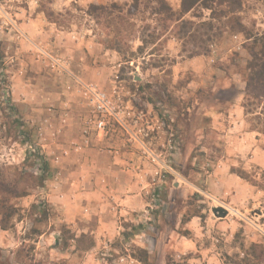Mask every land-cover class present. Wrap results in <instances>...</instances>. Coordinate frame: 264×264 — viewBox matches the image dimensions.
<instances>
[{
  "label": "rangeland",
  "instance_id": "rangeland-1",
  "mask_svg": "<svg viewBox=\"0 0 264 264\" xmlns=\"http://www.w3.org/2000/svg\"><path fill=\"white\" fill-rule=\"evenodd\" d=\"M162 1L0 0V264H264V115L245 96L264 0H199L187 11ZM90 4L106 11L91 14ZM26 20L36 21L30 33ZM88 83L122 110V125L102 136L89 121ZM240 94L234 125L227 109ZM44 108L68 126L42 137ZM88 146L134 154L118 153L120 169L145 201L92 259L81 252L93 249L96 222L71 201ZM153 202L151 220L139 219Z\"/></svg>",
  "mask_w": 264,
  "mask_h": 264
},
{
  "label": "crops",
  "instance_id": "crops-1",
  "mask_svg": "<svg viewBox=\"0 0 264 264\" xmlns=\"http://www.w3.org/2000/svg\"><path fill=\"white\" fill-rule=\"evenodd\" d=\"M98 1V0H93ZM42 21V20H40ZM22 24L30 23L28 28V33H30L32 24L35 25L36 21L33 20H26L22 21ZM23 29H26L27 26H23ZM37 24V31L42 33V29ZM25 31V30H24ZM26 32H23L25 34ZM86 68V65H84ZM95 68L94 67H87L85 70V75L89 81H94L96 75L94 74ZM77 78V77H76ZM237 92V91H236ZM242 94L235 98V102L229 104L230 106L227 109L228 115L234 122V125H237L240 115H242V110H240V102ZM233 102V101H232ZM44 112L38 114V116H43L42 118H38L37 122V131H41L42 137L45 135V132L48 130L51 131V134L57 133L59 127L63 126V128L68 126V122L66 118L62 117V115H53L52 110L50 108H44ZM76 110L81 113L84 108L82 105L78 104L76 106ZM62 112V111H60ZM219 111H216V113ZM219 114H222L221 112ZM210 115V114H209ZM60 118V119H59ZM62 119V120H61ZM64 119V120H63ZM61 120V121H58ZM242 123V121H241ZM60 124V125H59ZM243 124V123H242ZM241 124V125H242ZM58 125V126H57ZM76 127L79 128V123L76 122ZM248 133V132H247ZM243 137V135H242ZM83 149V148H82ZM101 149L96 148L95 146H88L83 149V153H77V165L78 167L81 166L84 168L82 173H72L73 181L78 184L77 186L74 185L73 187V194L71 200L73 203H79V205H83V214L90 220L95 221L96 225L94 229H89V233L94 234L93 241L94 244L93 249L89 251H82L81 254L83 255L86 252V255L89 256L91 259L93 258V253L95 247L99 246L100 243L107 244L105 239L107 238V233L109 238L113 239L119 236L118 228V220H121V217L126 218L130 216V212L132 209H141L144 206V199L140 196L139 191L135 186L136 181L132 182V178L128 175V169L122 167L120 169V156L118 153L121 152L122 157H130L134 154L129 153L130 156H125L127 152L125 150L118 151L117 156L105 154ZM83 155V156H82ZM120 155V154H119ZM82 156V157H81ZM123 157V159H124ZM131 159V158H130ZM135 160L132 159V164ZM74 162V160L72 161ZM75 163V162H74ZM122 170V171H121ZM128 173V174H127ZM81 178L79 179V177ZM114 179L116 181H114ZM123 180V181H121ZM78 187V188H77ZM75 188H77L75 190ZM110 188L115 190V192H111ZM129 188L131 191L129 192ZM132 189H134L132 191ZM211 189V188H210ZM72 207L69 208V213ZM133 218V217H132ZM131 216L129 219H132ZM111 224L112 226H109ZM132 235L135 237H141L142 235L138 232V228L135 227L134 231L131 232ZM124 240L126 238L124 237ZM142 243L144 240H142ZM134 264V259L131 258L130 264Z\"/></svg>",
  "mask_w": 264,
  "mask_h": 264
},
{
  "label": "built area",
  "instance_id": "built-area-1",
  "mask_svg": "<svg viewBox=\"0 0 264 264\" xmlns=\"http://www.w3.org/2000/svg\"><path fill=\"white\" fill-rule=\"evenodd\" d=\"M84 88L88 96V105L93 113V117H90L89 121L91 122L98 136L106 134V131L109 128L108 126L114 122L122 125L123 119L121 116V107L111 98V96L98 89L92 83L86 84ZM38 133L42 135L41 131ZM135 138L137 137L135 136ZM80 148L81 146L76 147V149ZM146 152L149 154V156L151 155L149 150ZM29 153L36 156L41 154V151L37 146L29 145ZM151 161L158 162V158L152 155ZM154 207V202L153 204L147 206V208L142 211L139 219H144L145 222L151 220V214ZM120 260H122V258H120Z\"/></svg>",
  "mask_w": 264,
  "mask_h": 264
},
{
  "label": "trees",
  "instance_id": "trees-1",
  "mask_svg": "<svg viewBox=\"0 0 264 264\" xmlns=\"http://www.w3.org/2000/svg\"><path fill=\"white\" fill-rule=\"evenodd\" d=\"M133 1H136V0H133ZM160 2H163V1L160 0ZM185 2L187 1L186 0L181 1L183 11L189 10V8L196 5L199 2V0H190V3H187L184 6ZM123 4H125V2H123ZM111 6L114 8H116L117 6L119 7V5L116 4L115 2H113ZM162 7L163 8L165 7L164 3H162ZM205 7L211 8L206 5ZM105 8L106 7H104L103 5L101 6V5H96V4H90L89 11L91 12V14H96L97 12H105L106 11ZM135 10H136V4L134 6L131 5V10H129V14H133ZM107 12H109V10ZM257 40L258 39L254 37L253 41H255V44H253V46L250 47V52H249L250 58L247 60V63H246L247 64L246 67L248 71H247V75L245 76V83H246L245 96H249V98L256 100V103L262 104L263 110H261L259 114L264 115V42L257 43L259 42ZM263 124H264V120H263ZM262 132L264 133V128ZM239 176L243 177L240 174ZM142 251L146 252L145 250H142Z\"/></svg>",
  "mask_w": 264,
  "mask_h": 264
},
{
  "label": "water",
  "instance_id": "water-1",
  "mask_svg": "<svg viewBox=\"0 0 264 264\" xmlns=\"http://www.w3.org/2000/svg\"><path fill=\"white\" fill-rule=\"evenodd\" d=\"M212 212L218 217H224L227 215V210L223 206L213 207Z\"/></svg>",
  "mask_w": 264,
  "mask_h": 264
}]
</instances>
